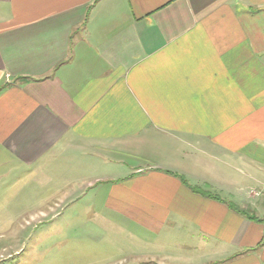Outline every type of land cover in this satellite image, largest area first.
I'll list each match as a JSON object with an SVG mask.
<instances>
[{
    "label": "crops",
    "instance_id": "0c3cea01",
    "mask_svg": "<svg viewBox=\"0 0 264 264\" xmlns=\"http://www.w3.org/2000/svg\"><path fill=\"white\" fill-rule=\"evenodd\" d=\"M84 157L158 262L264 264V0H0V169Z\"/></svg>",
    "mask_w": 264,
    "mask_h": 264
},
{
    "label": "rangeland",
    "instance_id": "374dc122",
    "mask_svg": "<svg viewBox=\"0 0 264 264\" xmlns=\"http://www.w3.org/2000/svg\"><path fill=\"white\" fill-rule=\"evenodd\" d=\"M78 160L35 175L9 165L0 169V264H162L150 251L157 248L151 237L104 211L103 198L88 189L109 166ZM208 167L226 169L219 162Z\"/></svg>",
    "mask_w": 264,
    "mask_h": 264
},
{
    "label": "trees",
    "instance_id": "16d2710c",
    "mask_svg": "<svg viewBox=\"0 0 264 264\" xmlns=\"http://www.w3.org/2000/svg\"><path fill=\"white\" fill-rule=\"evenodd\" d=\"M194 192H196V193H202V191L200 190V189H194Z\"/></svg>",
    "mask_w": 264,
    "mask_h": 264
}]
</instances>
